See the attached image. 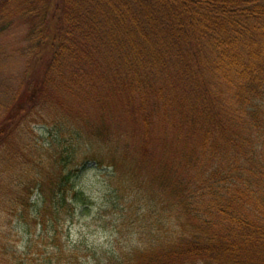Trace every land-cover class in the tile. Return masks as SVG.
<instances>
[{
  "label": "trees",
  "instance_id": "16d2710c",
  "mask_svg": "<svg viewBox=\"0 0 264 264\" xmlns=\"http://www.w3.org/2000/svg\"><path fill=\"white\" fill-rule=\"evenodd\" d=\"M16 19L30 24L25 54L40 67L0 120V208L27 226L29 240L12 249L0 229V264H81L71 229L91 202L73 178L107 157L95 151L79 163L78 148L62 143L42 154L10 124L68 85L105 110L100 125L81 130L87 149L102 144L110 154L105 94L142 117L140 157L129 164L127 144L108 172L110 201L141 245L106 252L108 264H264V0H0L2 30ZM214 82L230 87L228 110ZM176 109L190 125L186 140L182 130L166 138ZM223 118L234 128L223 130ZM157 139L163 155L154 161Z\"/></svg>",
  "mask_w": 264,
  "mask_h": 264
},
{
  "label": "rangeland",
  "instance_id": "374dc122",
  "mask_svg": "<svg viewBox=\"0 0 264 264\" xmlns=\"http://www.w3.org/2000/svg\"><path fill=\"white\" fill-rule=\"evenodd\" d=\"M29 32L30 24L21 19H16L7 29L2 30L0 27V120L17 105L16 103L26 90V84L36 79L37 67H40L36 62L29 61L30 56L25 54L30 45L28 41L30 40L28 38ZM213 87L214 91H218L216 99L223 110H228L227 104L232 102L231 90L227 89L230 87L221 83H215ZM59 90L60 94H56L55 99L52 95V97L44 100L46 104L44 108H42L43 100L40 98L36 110L26 115L21 114L10 124L13 127V132L15 131L14 137L23 138L25 136L27 143L39 146L42 154L49 152L55 144L62 143L75 145L78 148L81 155L79 163L84 160L86 162L88 157L92 158L95 151L97 153L102 152L107 157L104 167H96V164L92 162L86 168L82 169L81 167L82 170L79 175L73 178L74 186L90 198L91 206L87 214L78 215L71 229L70 238L71 247L78 254L81 264H108L106 252L119 251L120 249L129 250L141 245V237L135 232L137 231L135 226L124 222L123 217L125 216L122 217V207H115L116 204L110 201L113 198V193L110 189L112 186L111 177L108 174L113 170V166L110 164L114 161V154L116 158L119 157L127 148L125 147L127 144L131 148L127 162L134 164L140 157L143 134L140 126V121L142 122L140 109H134L135 120L127 110L121 109L119 99L115 94L104 95V103L109 110L114 112V117L108 118L106 121L109 122L111 128L110 138L113 142L108 157L105 146L102 144L87 149V136L81 131H88L87 126H90L92 122L97 126L100 125L105 110L100 107L98 101L89 98L91 93L85 94L82 91L78 93L70 85L67 87L60 86ZM140 99V97L136 98L134 106L138 105L137 101ZM184 113L185 110H177V115L169 119L167 123L168 136L166 137L169 140L174 139L176 141L181 130L180 140H186V131H191L190 125L187 122H182L184 121ZM213 121L215 122L214 119ZM238 121L241 124L244 122L241 119ZM222 123L225 126V128L221 127L223 130L234 128V122L231 119L223 118L219 124ZM235 125H238L236 121ZM79 132H82V138L79 137ZM156 135L159 136V131ZM215 136L218 138L217 134ZM215 136L213 139L216 138ZM203 137H205L204 130L196 135L195 140L200 141L201 138L203 142ZM213 139H211V143ZM159 142L161 141L158 139L151 141L149 148L153 154H148L150 160H159V156L163 155L161 152L162 144ZM29 157L30 155L27 154L25 158ZM36 160L37 155L34 153L30 158V163L34 165ZM14 166L16 172L22 168L20 162ZM55 166L57 167V165ZM129 166L119 168V171H128ZM107 168L110 169L106 170ZM20 193L24 194V192ZM37 197L38 193L35 192L30 200L35 201ZM19 201L22 203L21 197H19ZM13 219L2 212L0 208V229L8 235L12 234L9 237V246L12 249L17 247L19 251H23L29 240L27 226L21 223L18 218Z\"/></svg>",
  "mask_w": 264,
  "mask_h": 264
}]
</instances>
